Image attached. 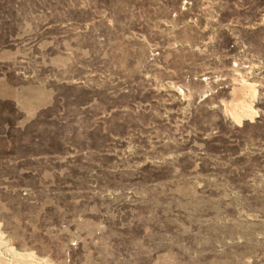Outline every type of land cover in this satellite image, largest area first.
<instances>
[{
    "label": "rangeland",
    "instance_id": "1",
    "mask_svg": "<svg viewBox=\"0 0 264 264\" xmlns=\"http://www.w3.org/2000/svg\"><path fill=\"white\" fill-rule=\"evenodd\" d=\"M0 241L264 264V0H0Z\"/></svg>",
    "mask_w": 264,
    "mask_h": 264
},
{
    "label": "bare ground",
    "instance_id": "2",
    "mask_svg": "<svg viewBox=\"0 0 264 264\" xmlns=\"http://www.w3.org/2000/svg\"><path fill=\"white\" fill-rule=\"evenodd\" d=\"M6 243L0 241V264H35L31 257L12 252Z\"/></svg>",
    "mask_w": 264,
    "mask_h": 264
}]
</instances>
